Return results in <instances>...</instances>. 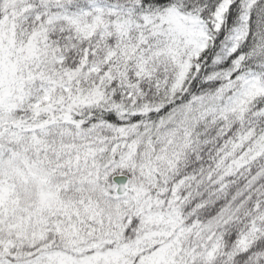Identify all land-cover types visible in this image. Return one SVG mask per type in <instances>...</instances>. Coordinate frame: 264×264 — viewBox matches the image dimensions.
Instances as JSON below:
<instances>
[{
    "label": "snow or ice",
    "instance_id": "obj_1",
    "mask_svg": "<svg viewBox=\"0 0 264 264\" xmlns=\"http://www.w3.org/2000/svg\"><path fill=\"white\" fill-rule=\"evenodd\" d=\"M0 264H264V0H0Z\"/></svg>",
    "mask_w": 264,
    "mask_h": 264
}]
</instances>
